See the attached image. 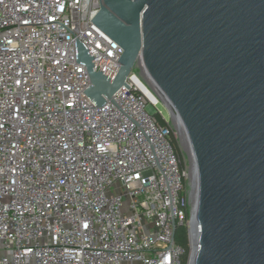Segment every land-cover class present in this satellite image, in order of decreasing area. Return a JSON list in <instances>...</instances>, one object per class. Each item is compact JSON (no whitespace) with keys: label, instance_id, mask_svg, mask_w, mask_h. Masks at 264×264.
Segmentation results:
<instances>
[{"label":"built area","instance_id":"obj_1","mask_svg":"<svg viewBox=\"0 0 264 264\" xmlns=\"http://www.w3.org/2000/svg\"><path fill=\"white\" fill-rule=\"evenodd\" d=\"M101 4L0 0V264H184L187 169L144 69L102 106L84 92L76 38L93 70L120 67Z\"/></svg>","mask_w":264,"mask_h":264},{"label":"water","instance_id":"obj_2","mask_svg":"<svg viewBox=\"0 0 264 264\" xmlns=\"http://www.w3.org/2000/svg\"><path fill=\"white\" fill-rule=\"evenodd\" d=\"M91 21L123 51L110 79L76 38L86 96L102 106L140 64L184 134L190 264H264V0H102Z\"/></svg>","mask_w":264,"mask_h":264},{"label":"trees","instance_id":"obj_3","mask_svg":"<svg viewBox=\"0 0 264 264\" xmlns=\"http://www.w3.org/2000/svg\"><path fill=\"white\" fill-rule=\"evenodd\" d=\"M157 118H158V121L161 125H166V121L160 115H157ZM170 137H171V142L175 148V151L177 152V154L181 158L182 166H184L185 164H184V161L182 159V155H181L180 149L178 147L176 137L172 133V131L170 132ZM187 216H189V213H187ZM174 239H175L176 243L182 245L185 248V254L183 256V263L185 264L186 259H187L188 254H189V251H190L186 221L184 223H177L175 225Z\"/></svg>","mask_w":264,"mask_h":264},{"label":"rangeland","instance_id":"obj_4","mask_svg":"<svg viewBox=\"0 0 264 264\" xmlns=\"http://www.w3.org/2000/svg\"><path fill=\"white\" fill-rule=\"evenodd\" d=\"M156 108L158 110H160L166 118H168V122H169L170 128L174 132V135H175L176 140H177V143H178V147H179L180 152H181V155H182V159H183L184 164L186 166L187 174L188 175L189 174L191 175V172H190L191 171L190 170V163H189L190 160H189V157H188L187 153L185 152V150L182 148V146L180 144V141H179V138H178V135H177V129H176V126H175L176 123L174 121H172L168 117V113H167L165 107L163 106V104L161 103V101L158 102V104L156 105ZM147 110L150 111V112H154L155 111V108L153 106L149 105L147 107ZM190 184H191V182L189 181V177L187 176L186 177V182H185V188H184V191H185L184 194H185V197L187 198V211H188L187 213H189V210H190V207L188 205V190H187L189 188ZM189 225H190V220H189V216H187V219H186V226H187V228H189ZM189 244H191V243H189Z\"/></svg>","mask_w":264,"mask_h":264},{"label":"bare ground","instance_id":"obj_5","mask_svg":"<svg viewBox=\"0 0 264 264\" xmlns=\"http://www.w3.org/2000/svg\"><path fill=\"white\" fill-rule=\"evenodd\" d=\"M176 129H177V127H176ZM177 135H178V138H179V141H180V144H181L182 148L185 150V152L187 153V155L189 157L190 170H191V167H192V163H191L192 156H191L190 149H189V147H188V145L186 143V139L184 137V134H183L182 130L177 131ZM187 176L189 177V181L191 182L189 188L187 189L188 190V205L190 207V210H189V220H190L191 219L190 216L192 215V212L194 210V199H193L194 191L192 190V175H190V174L188 175L187 174ZM191 225H192V223H191ZM190 229L192 231L193 230V226H191ZM191 235H192V244L191 245H192V250H193L194 245H195V233L192 231Z\"/></svg>","mask_w":264,"mask_h":264}]
</instances>
